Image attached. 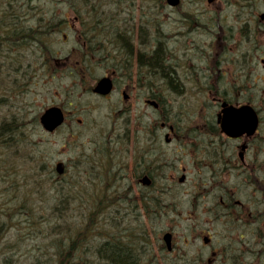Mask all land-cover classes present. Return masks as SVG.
<instances>
[{"label":"flooded vegetation","instance_id":"1","mask_svg":"<svg viewBox=\"0 0 264 264\" xmlns=\"http://www.w3.org/2000/svg\"><path fill=\"white\" fill-rule=\"evenodd\" d=\"M206 1L188 0L190 7L185 8L180 0L177 6L158 8L144 7L142 0L140 4L123 0V6L105 7L100 36L87 34L82 17L70 19L69 10L65 17L54 13L58 23L51 31L68 28L88 51L93 48L98 55L101 51L102 61L79 49L66 56L45 53L40 8L39 16H30L25 25L39 29L38 54L14 49L2 56L6 62H18L22 76L42 77V84L57 67L60 74L75 78L72 85L78 83L74 67L102 69L99 77L80 74L88 80L81 86L89 92L90 107L102 103L109 115L129 117L133 133L121 139L120 160L107 163L119 172V177L110 179L112 187H124L131 196L112 197H119V204L134 202L137 208L140 247L145 249L135 255L139 264H176L181 256L182 264H264V86L255 76L264 59L257 61L253 45L247 54L238 52L229 8L215 5L222 0L211 5ZM28 11V7H0V18ZM255 16L264 32L261 14ZM12 27V22L6 24L0 43L9 40L4 36ZM161 36L174 44L161 47ZM102 78L111 85L108 94L94 92ZM31 85L23 79L18 82L28 91ZM62 102L57 106L64 111V124H83L77 115L81 111L65 108L68 98ZM150 109L167 122L179 117L187 124L176 130L152 125V133L145 134L143 121L151 117L144 118V111ZM73 134L70 131L67 137ZM182 210L186 225L180 244L173 227L158 232L155 224L175 222V214ZM166 233L172 235V249L164 242Z\"/></svg>","mask_w":264,"mask_h":264},{"label":"rangeland","instance_id":"2","mask_svg":"<svg viewBox=\"0 0 264 264\" xmlns=\"http://www.w3.org/2000/svg\"><path fill=\"white\" fill-rule=\"evenodd\" d=\"M187 1L188 0H183L182 7H190L186 5ZM230 1L235 2V0ZM251 1L250 14L255 15L264 12V0ZM0 2L3 4V0H0ZM4 2L11 3V5H6L4 7L19 9L28 7L30 8V12L31 7L42 8V6H44L47 11L50 8H56L57 11H61L62 9L60 8L63 7L64 11L61 12L64 14V12H67L66 7H68L66 3L61 5L62 1L60 0H4ZM137 3L140 4V0H137ZM215 5L229 8L225 0ZM230 11H232V9H230ZM64 34H68L69 36L67 42H64L62 39ZM72 38L70 30H64L47 43L49 51L52 54L58 53L66 55L73 46ZM263 39L260 40L258 45L254 46V52L255 55L258 56L257 61H259V63L264 59ZM39 47L40 46L35 48ZM242 48L245 49L246 45L243 44ZM35 50L37 51L38 49ZM4 51L7 53L9 49H4ZM230 53L232 55L237 54L233 51ZM58 72H60V70H57L54 75L48 74L45 80L46 84H42V77L32 76L31 90H29L32 93H29L30 96L28 95L25 98L26 100L24 103L28 106V109L24 113L21 114L19 112V106L22 104L20 102L14 104L10 108L4 109L7 116H11V111H15L22 119H27L29 121L25 124H8L12 127L17 126L16 129H14L12 133H8L7 136L15 137L18 142H11L13 143L12 145L8 143L0 144V207L4 212V220L6 222L10 221L11 223L9 230L7 229L8 232L4 234V237H2L0 241V264H42V252L48 255L49 258V256L56 251L58 245L56 240L59 238L60 242L61 239L67 238L68 236L60 230L56 233L55 226L60 223L61 228L72 230V235L75 238L78 233L83 232L85 222H88L93 213H96L99 206H104V212L106 206H108L106 214L108 219L106 220L101 217V220L99 219L96 222L97 231H95V225V234L102 236V238H123L126 236V240H122V243L134 245V255H136L139 249L140 251L145 250L144 247H140L139 231L141 229H139L137 218L130 217L128 220L125 219V221L119 222H116L113 218V210L115 206L121 202L118 199H116V201L110 200V195L112 193V191H109L110 186L105 188L104 186L108 184V180L111 177L119 176L110 175L106 178L105 182H103L104 175H102V170H92L93 167L91 162L81 161L78 163L79 168L83 170L84 168L90 169L91 175H93L96 180H89L84 177L80 179L76 178V187L69 188L67 185L63 184V188L61 185H56L55 187L52 186L53 189L49 190L43 185V181H39L34 178L35 176L30 175L31 172L35 171V168L40 167L39 164L42 162L43 150L45 153L49 154V157L58 156V158H62L67 162V159L76 156L80 151H92L95 148L93 140H99L108 133L109 136L114 137L112 136L115 134L113 128L118 127L114 125L115 118L109 115L107 105L103 104V106H100L102 103H97L96 110L94 111L95 119L93 120L92 113L86 111L88 107H90L89 95H82L83 91H81L80 87L74 90L76 87L72 85V81L75 78L70 75L67 77L65 74H57ZM32 74L33 73H31V75ZM255 76L262 79L259 81V85L263 87L264 65H258V69L255 70ZM259 85L256 83L257 87ZM64 98L69 99V102L64 106L65 108L68 110L77 109L82 112L77 113V115L84 120L83 124H79L78 122H75L73 124L74 126L66 124L62 126L59 132L45 135L40 124V116L44 111V105L62 104ZM147 112H151V109ZM146 115L149 116L148 114ZM5 118L7 117L5 116ZM5 118L0 117V120L11 122L9 119L7 120ZM68 131H72L74 134L71 137H67ZM17 148H24L26 152L28 151L31 153L32 156H34L33 161L17 153ZM106 148H111V152H115L116 150V154L119 155V157L115 160H120L122 155L121 141L116 142L115 138L114 141L111 140V143L109 146H106ZM27 158L29 162H25ZM96 165L101 166V168L106 166V158L100 159L95 163V166ZM130 197L129 195V198ZM59 198L65 200L72 198L70 203H65L67 207L66 210L60 209V207L63 208L64 206L60 205ZM128 203L130 206H126L127 211L134 213L137 209L134 202ZM56 210L60 214V219L55 218ZM179 213H176L174 216L175 222H157L155 225L156 229L160 231L168 230L169 226L173 227L177 232L176 241L181 244V235L182 232H184L186 223L183 221V210L180 214ZM121 225L129 230L128 234L112 231L113 228H119ZM116 241L120 243V240ZM65 242H67V240H65ZM57 252L58 251H56V253ZM55 260L56 259H54V261Z\"/></svg>","mask_w":264,"mask_h":264},{"label":"trees","instance_id":"3","mask_svg":"<svg viewBox=\"0 0 264 264\" xmlns=\"http://www.w3.org/2000/svg\"><path fill=\"white\" fill-rule=\"evenodd\" d=\"M62 2H66L67 5L69 6H73L75 4V0H60ZM91 2H89L87 5L89 6H93L95 7L94 11H88V12H84L82 14H80V18L82 17V22L84 23V28L86 31H91L94 30V28H92L93 25H99L100 27L103 25V23L106 21V15L104 14L105 11V7L108 5L114 6V7H119V6H123V0H90ZM256 1V0H255ZM228 11L232 16V24L235 23L236 28H237V33H238V39L237 41L239 42V49L241 51V53L243 54H247L248 50L250 49V47L253 45H258L260 40L264 38V32L263 30H261V26L258 23L259 18L255 15L250 14V6L252 5V1L251 0H235L234 1H230L228 0ZM6 5H11V3H6L3 0V4L0 2V7H4ZM125 5H128V3H125ZM142 6L144 7H158V8H162L165 7V0H142ZM44 7V6H42ZM31 8H37V7H31ZM46 8V7H44ZM99 8V10H98ZM230 9H232V11H230ZM32 14L30 16H39V12L37 10H33L31 11ZM45 12L42 11V49L45 53H47L48 55H52V53L49 51V46L47 45L48 43V33H50L51 30H54V28L52 29V25L55 23V20L51 19V18H45L46 16L44 15ZM241 14V15H240ZM240 15V16H239ZM1 16V15H0ZM5 16H9L8 19H2L0 18V41L3 40L1 31L5 28L6 24L9 22L13 23V27L10 31V33H8L6 36H4V38H8L9 40H5L4 42L0 43V78L2 79V83L1 84H5L6 80H5V76L7 74L10 73H14V77H15V85L18 86V82L20 80H22V75H21V68H20V64L16 61L13 62H6V60H3L2 56L8 54V52L6 53L4 51V49H9V53L12 52V50L14 49H20V53H24V54H37L38 50L36 51L35 47L40 46V35H39V29L38 27H35L34 25H30V26H25L23 24H18L13 20V16L12 15H5ZM45 16V17H44ZM158 16V15H157ZM89 25H88V24ZM159 24H162V21H158ZM18 29H24V30H29L30 34H31V40L28 42H24V43H16L15 42V37H16V31ZM91 29V30H90ZM100 33H103V31H101ZM102 35V34H101ZM253 38V39H252ZM253 40V41H252ZM243 44L246 45V48H242ZM89 47H95V44H90ZM101 46H98L97 48H99ZM85 55V54H83ZM102 52L100 51V55H98V53H95L94 56L96 59H100V61H102ZM158 64L160 67H162L164 65V58H163V54H158ZM83 59H86V56L83 57ZM26 63H29L30 61H25ZM87 66V63H85ZM54 68V67H53ZM55 70H60L61 68L57 67L54 68ZM74 69L76 71H74L75 73V77H76V81L78 82L75 85V89H77V87H81L82 84H86V82L88 81L87 78H82V76L80 75L78 69L79 67H74ZM63 73H66L65 70H62ZM30 73V71H29ZM52 73V72H51ZM49 73V74H51ZM32 78L31 73L29 74ZM19 80V81H18ZM18 81V82H17ZM114 114L111 115V117ZM115 118V125H117L121 131L115 135L114 137L109 136V133L105 136H102L99 140L95 139L94 141V149L97 150H101L104 153L107 154L106 157V162L107 160H113V159H117L119 157V155L116 154V150L115 152H111V148H106V146H109V144L111 143V140L114 141L116 138V142L117 141H122V137L125 135L130 134L129 132V117H125V116H121V114H116ZM11 122H4L2 124H0V141H2L0 144L2 143H8L9 145H12L13 143H10L9 141H11L12 139H14L15 137H10L7 136L8 133H12V131H14V129H16L17 126H10L8 124H24L18 121H13V120H9ZM139 133V132H136ZM109 136V137H108ZM16 152L19 153L21 156L24 157H28L30 160L33 161L34 156H32L31 153H29L28 151L26 152L24 150V148H17ZM28 158L25 160V162H29ZM42 163V162H41ZM41 163L39 164L41 166ZM46 171H49L48 166H46L45 163H42V166ZM92 170H102V175H104L103 178V182H105L106 178L110 175H116L119 176V172L118 170H115L114 168H111V164H108L106 166H104L103 168H101V166L96 165L95 163H92ZM84 170H86L89 173V176H91L90 178H88L89 180L94 179V176L91 175L90 173V169L88 168H84ZM111 179V178H110ZM110 179L108 180V184H106L104 186H110L109 191H112L111 195H110V200L115 201L116 199H120L119 197H117L116 199L113 198L112 196L114 194L120 195L123 194L124 198H129V194L130 191L126 188H119L117 187H112V185L110 184ZM57 185H61L62 188L63 183L59 182L57 183ZM56 186V184H55ZM60 202L61 206H64L63 208L60 207V209H64L66 210L67 207L65 205V203H70L72 201V198H69L68 200L59 198L58 199ZM119 204V203H118ZM102 205V203H101ZM125 206H127L128 204H124ZM130 206V205H129ZM134 206V205H131ZM136 207V206H135ZM107 208L108 206H106V210L104 212V206L103 207H98V210L96 211V213H93V215L90 217V219L88 220V222H85V228L83 229V232H80L76 235V237L74 238V236L72 235V230L70 229H65V228H61L60 223L57 224L56 227V233H58V231L60 230L62 233H66L68 236L67 238H65L67 240V242H62L60 241L56 247V251H58L56 253V251L51 254L48 258V255L44 254L42 252V264H107L108 263V259L111 258H104L105 254H106V245L107 244H114L116 246H118L120 249H122V251L118 252L117 250V256L118 258H122V260L126 259L128 263H130L131 261H129L127 259V255L126 253H130L132 254L134 257H136L133 252L135 251V246L134 245H127V244H123L122 240H126V236L123 238H102V236L95 234L94 233V227L96 225V229L95 231H97V221L103 217V219H108L106 217L107 214ZM58 209V208H57ZM56 217L60 219V214L57 212H55ZM58 215V216H57ZM130 217L133 218H137L138 220V214L137 211H134V213H130L129 212V217L125 218V219H129ZM101 220V219H100ZM125 221V220H124ZM139 223V229H141V222L138 220ZM65 230V231H64ZM112 231H119L123 234L125 233H129V230L125 229L122 225L119 228L116 229H112ZM131 231V230H130ZM158 232H160V230L157 229ZM116 240H120V243H118ZM95 243V244H94ZM122 243V244H121ZM116 253V252H115ZM115 257V256H114ZM47 258V259H46ZM137 258V257H136ZM54 259H56L54 261ZM117 259V257H116ZM182 259V256H181ZM178 259L176 261V264H182V260ZM121 262V263H127L126 261ZM39 261V260H38ZM117 263L120 264V262L118 261V259L116 260Z\"/></svg>","mask_w":264,"mask_h":264},{"label":"bare ground","instance_id":"4","mask_svg":"<svg viewBox=\"0 0 264 264\" xmlns=\"http://www.w3.org/2000/svg\"><path fill=\"white\" fill-rule=\"evenodd\" d=\"M214 1H216V0L209 2L208 5H211L212 3H214ZM89 2H91V1L90 0H75V4L73 6L68 5V7H66V10L67 11L69 10L70 19L78 17L80 14H82L84 12L94 11L95 7L87 5ZM64 3H66V2L65 1L61 2V5H63ZM34 9L39 12L40 8H34ZM60 9H62L61 11H64L63 7ZM98 10H99V8H98ZM42 11L45 12L44 13V15L46 16V17L44 16L45 18L50 17L51 19L55 20V23H58V22L56 20L57 15H54V13H59V14L65 15V12L63 14L61 11H57L56 8L55 9L50 8L47 11L45 8L42 7ZM31 14H32V12H30V11H28V13L27 12H17L13 16V20L18 24L26 25L29 23V17ZM65 16H63V17H65ZM66 29H68V28L64 27L61 30H58L56 28L55 31H50V33L47 34L48 35V42L50 40H52V38L54 36L59 35L61 32H63ZM84 30H85V28H84ZM101 31H103V26L94 28V30H91V31L85 30V32L87 34L93 33L97 36H100L102 34V33H100ZM64 35H68V34H64ZM64 35H63L62 39L64 42H67L69 36H68L67 40H65ZM71 35H72V33H71ZM30 36H31V34H30L29 30L18 29L16 31L15 42L16 43H24L26 41L29 42L31 40ZM72 39H73L72 40L73 46L69 50V52L66 53V55H69L70 53H71V55L74 54L77 49L81 50V53H84V54H95V53H97V52H95V49H93V48L88 51V49H86L84 46H82L81 44H79L77 42L76 37H74ZM159 44L162 47V46L172 45L174 43L168 37L161 36ZM178 45H179V47H183L182 42H179ZM237 46L238 47H236V49L239 52V50H240L239 45H237ZM18 49H16V50H18ZM20 49H23V48H20ZM216 51H218V49ZM66 55H64V56H66ZM78 71L81 75H84V76L90 75L93 77H99L103 73L101 68L89 69V68L85 67V68L78 69ZM14 76H15L14 73L7 74L5 76V80H6L5 84H1L2 79L0 78V117L3 118V114H5L9 120L23 122L25 124L29 120L22 119V117H20L17 112L11 111V116H7V114L4 111V109L10 108L11 106H13L14 104H16L18 102L22 103L19 106V112L21 114L24 113L28 109V106L24 102L26 100L25 98L28 95L30 96V94L32 92L28 91V90L20 89L19 86H16ZM22 79L24 81H31L32 80L31 76L28 74H25L24 76H22ZM102 79H105V78H102ZM102 79H100V81ZM80 88H81V91H83L82 95H84V94L89 95V92L85 91L82 86ZM94 92H95V90H94ZM89 97H90V95H89ZM96 105L97 104L93 102L91 107L88 110H86L87 112L92 113L93 120L95 119L94 111L96 110ZM100 106H103V104H101ZM80 113H82V112H80ZM146 114H148L149 116H147ZM148 117H151V118L143 121V125L145 127V134H151L152 133L149 129L152 125H155L158 127H165V128L173 127L176 130V129H183V127L187 124L186 120L180 119L179 117L172 118L170 122H167V121L163 120L162 118L157 117L156 115L154 116V114H152L151 112L144 114V118H148ZM42 124H43V122H42ZM115 124H117V123H115ZM115 126H117V125H115ZM42 129L45 132L43 125H42ZM130 129H132V127H129V130ZM113 130L115 131V134L112 136L117 135L121 131V129L119 127H114ZM129 132L133 133L132 130H130ZM1 142L2 141H0V143ZM9 142L11 143V142H18V141H17V139L14 138ZM94 152L96 154H94ZM106 157H107V154H105L103 151L93 149L92 151H89V152L88 151L87 152L86 151H82V152L80 151L79 154H77L76 156H73L71 159H67V162H65L62 158H58V156L49 157V154L45 153V151L43 150L42 151V163H45L46 166H48L49 171H46L43 167L40 166V167L35 168V171L31 172L30 175L35 176L34 178H36L39 181H43V185L46 188H48L49 190L53 189V187H55V184L57 185V183H59V182L67 185L69 188L70 187H76V183H75L76 178L80 179L82 177H84V178H90L91 177V176H89V173L86 170L79 168L78 163L81 161L97 163L100 159H103ZM59 164H61L63 166V170L61 173L58 171V165ZM62 179H64V180L61 181ZM128 217H129V212L127 211V207L124 204H117V206H115V209L113 210L114 220L116 222L117 221L118 222L124 221L125 218H128ZM4 219H5L4 218V212L0 207V241H1L2 237H4V234L8 232L7 229L9 230L10 225H11L10 221L6 222ZM65 240H66L65 238L61 239L62 242H65ZM56 241L59 243V238ZM116 250L118 252L122 251V249H120L118 246H116L114 244H107L106 245V254H105L104 258H111V259H108L107 264H119L116 262L117 259L119 262L120 261L123 262L124 259L122 260L121 257L118 258V256H117L118 253ZM126 255H127V259L131 262L128 263L127 260L125 259L124 261H126L127 263H121L120 262V264H139L138 258L134 257L130 253H126ZM116 257H117V259H116ZM42 262H44V261H42ZM7 263H9V262H7Z\"/></svg>","mask_w":264,"mask_h":264},{"label":"water","instance_id":"5","mask_svg":"<svg viewBox=\"0 0 264 264\" xmlns=\"http://www.w3.org/2000/svg\"><path fill=\"white\" fill-rule=\"evenodd\" d=\"M170 5L176 6L180 3V0H167ZM213 0H209L212 2ZM264 18V14L262 15ZM111 91V85L108 79H102L95 88V92L100 94H108ZM64 121V114L60 108H50L45 114L41 117V123L43 122V127L48 131H53L58 126H60ZM63 170V166L61 164L58 165V171L61 173ZM165 240L168 244V247L171 248V234L165 235Z\"/></svg>","mask_w":264,"mask_h":264}]
</instances>
